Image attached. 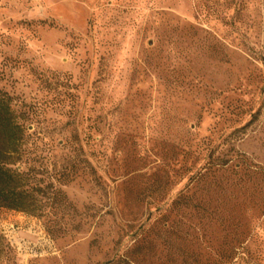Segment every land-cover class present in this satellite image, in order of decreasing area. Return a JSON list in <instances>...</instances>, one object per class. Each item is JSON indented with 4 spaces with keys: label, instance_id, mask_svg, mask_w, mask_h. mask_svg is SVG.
Returning a JSON list of instances; mask_svg holds the SVG:
<instances>
[{
    "label": "rangeland",
    "instance_id": "obj_1",
    "mask_svg": "<svg viewBox=\"0 0 264 264\" xmlns=\"http://www.w3.org/2000/svg\"><path fill=\"white\" fill-rule=\"evenodd\" d=\"M0 89V264H264V0H0Z\"/></svg>",
    "mask_w": 264,
    "mask_h": 264
},
{
    "label": "trees",
    "instance_id": "obj_2",
    "mask_svg": "<svg viewBox=\"0 0 264 264\" xmlns=\"http://www.w3.org/2000/svg\"><path fill=\"white\" fill-rule=\"evenodd\" d=\"M11 102L12 96L0 89V208L25 211L31 209L35 198L26 186V174L18 167L23 155L25 126ZM217 165L212 162L208 168L214 172L219 170ZM5 249L4 236L0 233V254Z\"/></svg>",
    "mask_w": 264,
    "mask_h": 264
}]
</instances>
